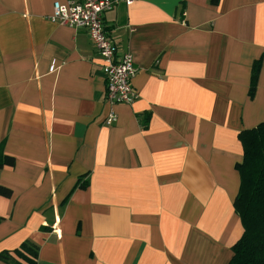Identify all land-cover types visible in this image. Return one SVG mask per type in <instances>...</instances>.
<instances>
[{"label": "crops", "instance_id": "0c3cea01", "mask_svg": "<svg viewBox=\"0 0 264 264\" xmlns=\"http://www.w3.org/2000/svg\"><path fill=\"white\" fill-rule=\"evenodd\" d=\"M56 2L0 0V146L15 161L0 170V254L30 241L36 264H229L239 134L264 123V0L108 12L137 68L138 98L114 106L89 35L51 21Z\"/></svg>", "mask_w": 264, "mask_h": 264}, {"label": "trees", "instance_id": "16d2710c", "mask_svg": "<svg viewBox=\"0 0 264 264\" xmlns=\"http://www.w3.org/2000/svg\"><path fill=\"white\" fill-rule=\"evenodd\" d=\"M211 2L218 4V0ZM260 70L261 62L257 61L251 76V99L257 90ZM239 140L244 149V159L237 165L241 184L234 208L241 219L244 233L232 248L233 257L229 264H264V123L241 132ZM14 164V159L6 156L3 146H0V170ZM81 187L86 188L87 185ZM0 195L9 197L11 191L0 187ZM38 253V246L26 241L14 251L2 252L0 261L6 264H36Z\"/></svg>", "mask_w": 264, "mask_h": 264}, {"label": "built area", "instance_id": "2783aa9c", "mask_svg": "<svg viewBox=\"0 0 264 264\" xmlns=\"http://www.w3.org/2000/svg\"><path fill=\"white\" fill-rule=\"evenodd\" d=\"M132 0H67L54 4L51 21L77 31H85L103 60L106 80V101L110 105H131L138 93L132 84L137 68L130 52L119 53V48L104 24V17L117 6ZM112 114L106 123H115Z\"/></svg>", "mask_w": 264, "mask_h": 264}]
</instances>
